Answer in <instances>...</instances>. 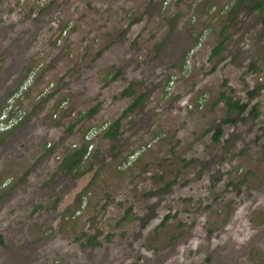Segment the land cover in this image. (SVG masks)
<instances>
[{
	"label": "rangeland",
	"instance_id": "374dc122",
	"mask_svg": "<svg viewBox=\"0 0 264 264\" xmlns=\"http://www.w3.org/2000/svg\"><path fill=\"white\" fill-rule=\"evenodd\" d=\"M252 5L0 0V108L36 73L21 100L31 117L0 135V264H264V14ZM226 97L246 111L228 114ZM82 147L83 173L69 172Z\"/></svg>",
	"mask_w": 264,
	"mask_h": 264
},
{
	"label": "trees",
	"instance_id": "16d2710c",
	"mask_svg": "<svg viewBox=\"0 0 264 264\" xmlns=\"http://www.w3.org/2000/svg\"><path fill=\"white\" fill-rule=\"evenodd\" d=\"M244 0H240L242 2ZM252 8L254 10H260L264 14V0H253ZM224 46V41L220 42L214 49L213 55H217L221 52ZM262 86H260L261 88ZM135 93V90H133L131 87L125 89L122 94L125 96H131ZM143 97V94L138 96L134 101L129 105V107L124 111L123 115H127L130 111H133L139 104L141 98ZM225 103L227 106V113L231 114L234 110H238V112L242 113L246 111L248 103L241 102L240 100H236L233 97H226ZM256 112V111H255ZM123 115L118 117L112 125L108 128V131L105 132V136L115 139L120 135V127H121V120L123 118ZM235 121L234 118H229L228 116L224 117L221 120V123L217 126L216 131L214 133V140L217 142L221 135H222V125L223 124H229L233 123ZM87 153V148L82 147L78 150H75L74 152L70 153L69 160L65 163V168L69 172H75L77 174L83 173L78 172L79 167L81 166V162L83 161L85 155ZM163 225V224H162ZM89 242L92 244L97 243V240L94 236H90ZM4 244V240L2 237V234H0V245Z\"/></svg>",
	"mask_w": 264,
	"mask_h": 264
},
{
	"label": "built area",
	"instance_id": "2783aa9c",
	"mask_svg": "<svg viewBox=\"0 0 264 264\" xmlns=\"http://www.w3.org/2000/svg\"><path fill=\"white\" fill-rule=\"evenodd\" d=\"M32 82L33 75H30L24 84L8 98L6 106L0 112V132L8 130L22 119L24 110L17 104Z\"/></svg>",
	"mask_w": 264,
	"mask_h": 264
},
{
	"label": "flooded vegetation",
	"instance_id": "af4514ba",
	"mask_svg": "<svg viewBox=\"0 0 264 264\" xmlns=\"http://www.w3.org/2000/svg\"><path fill=\"white\" fill-rule=\"evenodd\" d=\"M179 41L178 40H174L173 42H172V44L175 46L177 43H178ZM181 46H182V44H181ZM36 73L34 72V80H35V78H36ZM51 87H53V85H51ZM28 89H31L32 90V86L30 85L29 86V88ZM47 89V91H45V90H43V92L41 93V96L40 97H44V96H47L48 95V92H51L52 93V91H51V89L50 88H46ZM30 90V91H31ZM27 92V91H26ZM25 95V94H24ZM24 95H23V97H24ZM22 97V98H23ZM23 103L21 102L20 103V105H19V107H21L23 110H24V114H23V116H22V119L18 122V123H16V124H14L11 128H9L8 130H6V131H4V132H0V135H4V134H6V133H8V132H10V131H12V130H14V129H16L18 126H20L21 124H23L24 122H26V121H28V119L31 117L30 116V114H29V112L27 111V110H25L26 108H23V105H22ZM6 104H4L1 108H0V110L1 109H3L4 108V106H5ZM41 114V113H40ZM42 115V114H41ZM16 149H19V147H17ZM86 156V155H85ZM5 244V243H4ZM3 244V245H4ZM3 245H0V246H3Z\"/></svg>",
	"mask_w": 264,
	"mask_h": 264
},
{
	"label": "clouds",
	"instance_id": "9594fccd",
	"mask_svg": "<svg viewBox=\"0 0 264 264\" xmlns=\"http://www.w3.org/2000/svg\"><path fill=\"white\" fill-rule=\"evenodd\" d=\"M194 52H195V51H193V53H194ZM30 75H33V74H30ZM30 75H29V76H30ZM29 76H28V77H29ZM28 77L26 78V80L28 79ZM33 78H34V76H33ZM26 80H25V81H26ZM33 83H34V79H33V82H32V84H31V86L33 85ZM16 90H18V89H15L14 91H16ZM14 91L10 94V96L14 93ZM10 96H9V97H10ZM22 99H23V98L20 99V101L18 102L17 105H20ZM6 104H7V102H6ZM5 106H6V105H5ZM5 106H4V107H5ZM2 110H3V109H1L0 112H1Z\"/></svg>",
	"mask_w": 264,
	"mask_h": 264
}]
</instances>
